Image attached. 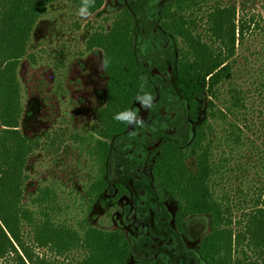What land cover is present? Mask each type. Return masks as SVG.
Returning <instances> with one entry per match:
<instances>
[{"label": "rangeland", "instance_id": "1", "mask_svg": "<svg viewBox=\"0 0 264 264\" xmlns=\"http://www.w3.org/2000/svg\"><path fill=\"white\" fill-rule=\"evenodd\" d=\"M167 1L104 0L101 9L86 17L70 0L61 1L33 31L29 52L34 61L24 58L18 69L20 130L30 139L41 138V147L28 162L25 202L35 209L31 200L45 189L57 222L74 228L122 230L131 249L128 264L146 259L155 264H205L198 246L209 231V218L190 217L183 223V232H177L171 221L176 203L158 198L147 173L148 146L158 140L185 146L194 136L195 125L188 120L187 103L175 81L179 44L158 26L161 5ZM217 3L234 6L236 19L243 20L247 30L236 44L229 75L216 99H211L214 108H209L206 95L198 99L197 122H206L204 131L212 140L218 170L214 180L220 185L217 195L226 191L239 202L255 197L264 182L260 160L264 0H207L201 9L210 11ZM123 6L135 17L138 63L155 86L157 98L148 103L150 107L137 103L132 112L142 125L131 124L125 135L110 143L107 187L92 202L88 188L97 169L80 138L94 124L95 111L104 105L106 77L102 53L88 52L86 40L92 28H108ZM189 168L194 170L192 161ZM117 184L126 193L121 195Z\"/></svg>", "mask_w": 264, "mask_h": 264}, {"label": "trees", "instance_id": "2", "mask_svg": "<svg viewBox=\"0 0 264 264\" xmlns=\"http://www.w3.org/2000/svg\"><path fill=\"white\" fill-rule=\"evenodd\" d=\"M61 1L65 0H0V263L128 264L131 249L122 230L106 231L90 225L74 228L57 222L45 189L31 200L35 209L25 202L27 166L41 147V138L30 139L20 130L23 108L18 69L24 58L34 61L29 52L33 31ZM70 1L78 10L82 6V0ZM103 3L95 0L88 10L90 15ZM206 5L207 0H169L159 12V29L179 44L175 81L195 127L190 143L177 146L166 141L156 151L151 165L153 186L159 199L176 203L174 223L179 232H183L188 217L209 218V231L198 246L205 264H264V182L253 198L246 196L238 202L226 191L218 196L212 140L206 137V122H197L198 99L206 95L209 108H214L211 99H216L218 88L230 73L229 63L247 26L236 19L234 6L217 3L210 11L202 10ZM135 29V17L123 6L108 28H92L86 40L88 52L102 53L106 77L104 105L95 111L94 124L80 138L97 169L88 188L92 202L107 187L110 143L130 127L115 117L132 112L139 102H152L157 95L138 63ZM260 127L264 170V112ZM191 161L194 170L189 168ZM119 188L120 194L125 192Z\"/></svg>", "mask_w": 264, "mask_h": 264}, {"label": "clouds", "instance_id": "3", "mask_svg": "<svg viewBox=\"0 0 264 264\" xmlns=\"http://www.w3.org/2000/svg\"><path fill=\"white\" fill-rule=\"evenodd\" d=\"M95 0H82V6L79 9V14L82 17H86L90 15V12L88 11L89 8L94 5ZM147 96L148 100L151 99V96L147 93H145ZM143 107H150L148 104L147 100L141 102ZM116 120H119L121 122H126L128 124H137V125H142V120L138 119L136 116V113L134 112H124L122 114H119L115 117Z\"/></svg>", "mask_w": 264, "mask_h": 264}, {"label": "flooded vegetation", "instance_id": "4", "mask_svg": "<svg viewBox=\"0 0 264 264\" xmlns=\"http://www.w3.org/2000/svg\"><path fill=\"white\" fill-rule=\"evenodd\" d=\"M166 3V2H165ZM164 3V4H165ZM164 4H162L161 5V7L164 5ZM168 73H169V75H171V70L169 69L168 70ZM172 76V75H171ZM181 94V93H180ZM182 95V94H181ZM183 97V96H182ZM156 98H157V95H156ZM155 98V99H156ZM184 98V97H183ZM184 100H185V98H184ZM154 101V100H153ZM152 101V102H153ZM186 101V100H185ZM149 103H151V102H149ZM187 109L189 110V107H188V105H187ZM188 120L192 123V124H194V122H192L191 120H190V118H189V116H188ZM195 125V124H194ZM165 141H163V140H158V141H156L154 144H152V145H150V146H148L147 147V149H146V153L148 154V159H147V162H146V164H147V166H148V170H147V173H148V176H149V180L152 182V184H153V178H152V174H151V165H152V163H153V160H154V157H155V154H156V151L159 149V147L164 143ZM119 187H122L123 189H124V193H126V190H125V188L122 186V185H119V184H117V188L119 189V191L121 190ZM120 193V192H119ZM124 193H121V195L122 194H124ZM176 209H177V207H176ZM176 209H175V212H176ZM174 215H175V213L173 212L172 214H171V221H172V224H173V226H174V229L177 231V232H179L178 230H177V228H176V225H175V223H174ZM191 217H195V216H191ZM188 218H190V217H188ZM187 218V219H188ZM186 219V220H187ZM186 220H184V221H186ZM184 223V222H183ZM183 226V225H182ZM180 233V232H179ZM200 243V242H199ZM201 259V258H200ZM142 261H151V260H142ZM153 262V261H152ZM155 264V263H154Z\"/></svg>", "mask_w": 264, "mask_h": 264}]
</instances>
